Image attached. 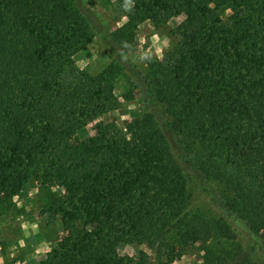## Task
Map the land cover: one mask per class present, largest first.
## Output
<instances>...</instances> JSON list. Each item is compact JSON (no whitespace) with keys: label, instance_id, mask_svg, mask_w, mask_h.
<instances>
[{"label":"trees","instance_id":"16d2710c","mask_svg":"<svg viewBox=\"0 0 264 264\" xmlns=\"http://www.w3.org/2000/svg\"><path fill=\"white\" fill-rule=\"evenodd\" d=\"M117 4L113 28L87 0H0V221L34 186L58 227L41 264H171L196 245L202 264H264V0ZM179 17L163 59H135L141 25ZM94 41L112 59L96 73L74 61ZM123 102L141 107L124 129L105 118Z\"/></svg>","mask_w":264,"mask_h":264},{"label":"rangeland","instance_id":"374dc122","mask_svg":"<svg viewBox=\"0 0 264 264\" xmlns=\"http://www.w3.org/2000/svg\"><path fill=\"white\" fill-rule=\"evenodd\" d=\"M90 5L95 6L94 10L100 20L113 28L123 25L127 20L126 14L130 7L119 9L117 0H87ZM231 13L229 6L225 7L224 19ZM182 17L174 18L170 23L160 29H156L147 22L140 26L138 30V46L134 52L135 59L144 60L152 55L160 59L171 50L176 39L170 34V30L175 28ZM147 24V25H146ZM134 58L131 61L135 60ZM111 57L106 54L101 44L92 42L83 53L74 60L78 67L96 73L111 62ZM126 85L122 78L116 82V94L119 98L125 93ZM141 107L136 103H122V112H114L107 117V120H115L118 126L124 129L125 123L138 114ZM99 121L90 123L86 129L71 140L72 146L81 143L84 137L95 135L98 132ZM15 202L18 208L23 211L13 219H3L0 221V264H41L47 252L51 250L50 235L57 234L58 227L50 224L42 211L44 200L36 187H30L28 192L22 197H16ZM62 233L61 235H63ZM67 234V233H65ZM131 246H127L125 252H130ZM204 253L199 250L198 245L190 249L185 256L179 258L171 264H202L201 259Z\"/></svg>","mask_w":264,"mask_h":264},{"label":"crops","instance_id":"0c3cea01","mask_svg":"<svg viewBox=\"0 0 264 264\" xmlns=\"http://www.w3.org/2000/svg\"><path fill=\"white\" fill-rule=\"evenodd\" d=\"M147 23V22H146ZM147 25V24H146ZM85 49H87V48H85ZM85 49L84 50H82L80 53H78L75 57H74V60L77 58V56H79L81 53H83V51H85Z\"/></svg>","mask_w":264,"mask_h":264}]
</instances>
